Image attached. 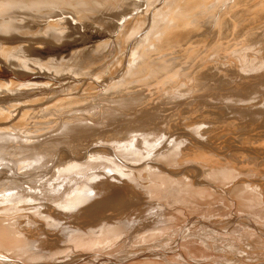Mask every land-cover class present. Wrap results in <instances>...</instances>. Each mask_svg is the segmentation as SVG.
<instances>
[{"label":"bare ground","instance_id":"obj_1","mask_svg":"<svg viewBox=\"0 0 264 264\" xmlns=\"http://www.w3.org/2000/svg\"><path fill=\"white\" fill-rule=\"evenodd\" d=\"M96 1L93 2L100 3ZM117 1L114 3L115 10L119 6L116 4L123 5L127 0H119L120 3ZM159 1L165 2L164 6H159L158 1L154 0L159 6L157 11L154 9L155 3L151 2L153 14L148 12V7L144 12L149 21V13L152 16L149 28L146 26V35L142 32V27L139 29L143 33L144 41H139L141 45L136 42L134 46H138L134 49L129 46L130 50L133 49L132 53H129L130 63L125 59L126 56L124 58L127 65L129 63L132 67H142L149 72L151 78L144 80L145 86L141 84V88L121 94L118 96L120 99L115 102L103 98L102 94L106 93L104 91L109 85L112 87L115 78L124 73L125 70L121 72L120 65L121 71L115 70L117 75L113 76V72L108 78L103 77L102 83L92 87L93 90L86 98L82 92L75 91L77 94H71L69 91L71 95H67L69 92H64L63 95L62 92L60 95L63 97L59 95L60 100L48 98L40 104L33 103L30 106L27 103L26 106L29 107L24 108L26 99L18 96L22 101L24 99L25 104L22 105L21 100L15 104L14 100L10 101L9 94L7 98L10 102L15 106H23L14 109L11 108L12 103L5 101L7 92L6 99L0 97V264H264V177L261 176V170L264 171V65H261L259 60L253 61L260 64L258 66L256 63L257 68L254 67L256 64L251 65V60H254L251 59V54L247 60L251 59L249 65L255 69H247L244 66L245 69L242 70L235 58L237 56L233 53L217 55L214 64L211 63L213 60L209 58V54H204L199 62L197 56H192L194 49L191 47L193 43H199L203 48H208L223 39L228 43H237V48L244 44L245 47L250 44L256 47L257 44L259 50L254 48V51H264V0ZM129 2L131 3V0ZM66 3V0H0V31L13 34V31L20 27V22H32L35 15L39 17V9L50 4H63L66 6L60 7L65 9L68 7ZM148 3L147 6L150 5ZM111 4L113 5V2ZM135 4L130 5L134 10ZM112 5L107 8L111 10ZM122 5L121 9L124 6ZM84 6L81 9L87 8ZM102 6L104 7V4ZM130 6L128 10H131ZM92 8L89 7L91 10ZM59 9L62 11V8ZM121 9L119 11L124 14ZM86 12L90 14L89 10ZM102 12H98V15H102ZM59 13L57 14L64 12ZM88 13L85 14L88 16ZM93 13L91 12L94 18ZM76 14L75 18L79 16V19H83V16ZM46 16L49 17L47 14ZM62 19L58 21L61 22ZM127 19L124 21L127 22ZM54 24L52 22L53 28H57ZM65 25L67 26V23ZM47 26L45 25L46 30ZM60 30L63 33L61 28ZM17 32L20 33L19 29ZM40 32L44 34L46 31ZM56 34L59 32L54 33V36ZM139 34L135 33L134 37ZM140 35L136 37L140 38ZM101 44L99 42L101 49L103 45L106 47V44ZM129 45L132 46V43ZM0 46L3 48V45ZM248 46L245 48L247 50L243 47L244 51H248ZM95 47L92 48L95 50ZM84 48L82 46L81 49ZM111 48H114V45ZM94 50L82 55L85 57H80L78 62L74 59L75 63H78L75 65L77 69H81L74 77L82 76L83 79L86 72L93 67L91 73L97 64L99 68L100 64L105 65L108 61L106 66H101V71L109 64L113 66V62L117 61V50L113 51L115 58L109 55V60L116 59L113 62L107 59L108 55L104 56L102 61L103 56L100 54H106L108 48L106 52L104 49L99 51L101 53H95ZM73 52L75 54V51ZM255 52L254 55H257ZM262 53L257 56L264 62ZM3 54L6 58L7 53ZM241 56L243 55L239 58H242ZM120 57L118 59L123 61ZM69 59L67 64L70 66ZM121 61L119 63L122 64ZM90 62L97 64L89 68V71L82 70L88 69L85 66ZM64 63L60 62V66H65ZM243 65H246V62ZM225 66L233 67L234 70H227ZM212 67H216V70L212 71ZM71 69L75 72L76 68ZM168 71L178 74V79L184 81L185 85L177 84L175 88L174 85L164 86L166 82L162 83L164 79L161 73ZM199 77L204 80L205 86L202 89L193 87ZM218 79L228 80L231 86L222 85L224 82L221 84L220 80L217 82ZM3 80L5 79L2 78L4 83ZM15 82L11 84H16ZM161 83V93L155 92ZM23 84L20 88L25 90ZM3 85H0L1 90H5ZM24 85H27L28 91L32 89L29 85L34 88L31 83ZM54 85L57 84L54 82ZM187 85L191 87L187 88ZM105 86L108 87L104 88ZM10 90L12 92V89ZM14 90H17L16 87ZM15 96L17 95L13 97ZM182 103H191L196 108L202 106L207 113L212 114L209 118H192L186 122L188 125L180 130L167 128L160 131L159 128L169 123L167 119L173 114L171 109ZM60 109L64 110L61 115L58 113ZM51 121L56 122L51 125ZM37 122L49 124L36 128ZM136 159H150L151 162L148 160L150 164L146 162L142 165L143 163L138 161L137 165L140 163L143 167L140 168L139 165L140 169L137 170V167L134 168L137 162H133ZM130 161L135 164L132 166L134 169L126 166L131 164ZM69 166L78 167L80 170L74 171L75 169L72 170ZM70 169L74 171L72 173H77V176H71L74 175L72 173L66 176ZM252 169L259 171L257 173L256 170L255 173ZM42 170L59 171L65 178L50 188L47 177L38 179V173ZM90 170H101L106 177L99 176L102 178L99 181L94 176L100 172L89 174ZM85 172L88 173L87 176H83L82 173L85 175ZM78 173L82 175L78 176ZM135 177L138 179L136 184L133 182ZM94 179L98 181L95 183ZM39 199L46 200L47 203L43 202L42 207L44 204L47 207L40 218L37 219V216L33 218L37 221L32 222L33 219L26 218L29 214L23 213L26 212L24 206L19 208V205L26 203L32 208L31 205L38 204ZM154 200L159 202L158 205L157 202L153 205ZM148 201H153L152 206ZM230 202L238 206L239 212L237 207H234L238 212L234 216L227 215V210H230L228 208H231ZM223 204H228L229 207H224ZM154 206L158 211L150 212ZM215 210H218L217 214L212 213ZM236 210L233 212L236 213ZM31 214L28 217L31 218ZM154 214V217L151 216ZM19 215H27L25 218L28 220H22ZM161 219L170 220L173 224L168 221L169 224L160 223ZM37 223L55 235L54 242H47L44 237L34 235L31 229ZM131 243L132 246L129 245ZM65 245L71 246L72 251L69 252L68 249L69 253H66L68 247L65 248ZM103 248L107 250L104 255L110 253L108 257L100 253L104 251Z\"/></svg>","mask_w":264,"mask_h":264},{"label":"rangeland","instance_id":"obj_2","mask_svg":"<svg viewBox=\"0 0 264 264\" xmlns=\"http://www.w3.org/2000/svg\"><path fill=\"white\" fill-rule=\"evenodd\" d=\"M69 1H71V0H66V4H67V6L68 7H66L65 9L63 8V7H60V6H66V5H61V4H50V5H47V7H44V8H41L42 10L44 9V11H42L41 9H39L40 10V13H37V14H39V17H38V15L36 16H34V18L31 20L32 22H30V21H28L30 24H28V22H24L23 24H22V22H20L18 25H20V27H17L18 29H19V34H18V29L17 30H14L13 31V34H12V32H5L6 33V35H5V33L4 32H2V31H0L1 33H0V36H1V40H0V44L1 45H3L2 47L3 48H1V46H0V48H1V50L2 49H4L3 50V53H7V56H6V58H5V56H3L4 54L3 53H1L2 51L0 50V55H2L1 57L3 58V59H1V57H0V63L2 64H0V72H4V73H6L8 76H5L6 74H4V73H1L0 74V81H1V84L0 85H3V89H5V90H1V88H2V86H0V94H2V95H0V97H2V98H5V93H6V98L7 97H9V94H10V101H13L15 104L17 103L18 104V102L20 103L21 101H22V99L21 98H24V99H26L27 101L25 102V103H23L24 102V99H23V101H22V105L23 104H25V105H23V106H25L24 108H26V107H29V106H26L27 105V103L31 106V105H33V103L35 104H40L41 102H43V101H45L46 99H53V100H60L61 99V97H63V95L66 93V92H71V94H73L72 92H82V94H84L85 95V98L88 96V95H90V92H91V90H93V88L92 87H94V86H98L99 85V83H102L101 81H102V79H103V77H107L108 75H111L113 72V76H115V75H117V73L116 72H119V70H120V65L122 66V68H121V72H123V70H125L124 71V73L122 74V76L121 77H116L115 78V80L113 81V83L111 84L112 85V87H110V85H109V87L108 86H105L104 88H107L104 92H106L105 94H102L103 95V98H106V99H109V102H115L116 100H118V99H120L118 96H120L121 94H123V93H127V92H129V91H131V90H137V89H139V88H141V84H143V86H145V82H144V80L148 77V78H151L149 75V72L148 71H146V70H144V68H142V67H140V68H137V67H132V66H129V63H130V58H131V54H129L130 52L132 53V51L131 50H133L134 49V47H136V46H138V45H141V43L144 41H142V38H143V33L145 34L146 32H145V30H148V28H149V24H150V21H151V19H152V16L150 15V13H149V16H150V21H149V17L146 15V13H144V12H146L147 11V7H148V12H151V14H153V11H154V9H156L155 11H157V7H159L160 6V4H162V6H164V4H165V2L163 3L162 1H159V0H157L158 2V4H159V6H158V4L156 3V2H153L154 0H139V2H138V0H131V3L129 4L128 3V1H130V0H127L126 2L128 3H126L125 2V4H127L128 5V7H126V5L124 4V2H123V0H120L121 2H123V5L120 3V1L118 0L117 1V3H120V4H116L118 7H120V8H118L117 6V9L115 10V4L114 3H116L115 2V0L114 1H112L113 2V5L111 4L112 2L110 1V0H108L109 2H107V0H105L106 2V6H105V3H104V1H101V0H97L96 2H98V1H100V3L99 4H104V7L102 6V4L101 5H99L98 3H94L93 1H95V0H88L87 2V5H85V3H86V0L84 1V0H79L80 2H78L77 3V1H75L76 3H77V6H76V3L74 2V0L72 1V2H69ZM83 1H84V5L82 4L83 3ZM89 1H91V2H89ZM132 1H134V2H132ZM156 1V0H155ZM203 1H206V0H203ZM138 2V3H137ZM149 2V3H148ZM151 2H153V4H154V6H156V7H154V9L153 8H151V7H153V4H150ZM68 3H70V4H68ZM75 3V4H74ZM92 3V4H91ZM108 3H109V5H108ZM132 3H133V6H134V4L135 3H137V5L139 6V9H137L138 8V6H136V4H135V10H134V8L133 7H131L132 6ZM148 3V5L150 4V5H152V6H147L146 4ZM65 4V3H64ZM79 4H81V5H83L84 6V8L87 6V8H85V9H81V8H83V6L80 8L79 6H81V5H79ZM97 4H98V6H97ZM112 5V7H111V10L114 8V10H110V8H107V7H110L111 5ZM142 4H144V5H142ZM55 6V8H54V6ZM74 5V6H73ZM92 5H95V6H92ZM121 5L123 6V8L121 9ZM131 5V6H130ZM59 6V8H62V11L59 9V8H56V7H58ZM72 6V7H71ZM101 6V7H100ZM129 6H130V9L131 10H128L129 9ZM74 7V8H73ZM76 7H79V8H77V10L79 9H81L82 10V13L83 12H85V13H88V12H86V11H88L89 10V12H90V10L91 9H89V7H94V8H92V10H91V12L94 14V18H93V16H92V14H91V12H90V14H91V17L89 16L90 14L88 13V16L85 14V13H81V10L80 11H77V10H75L76 9ZM100 7V8H99ZM124 7H126V9L128 10V11H126L125 12V8ZM47 8V9H46ZM49 8V9H48ZM51 8H53V9H51ZM71 8V9H70ZM73 8V9H72ZM98 8V9H97ZM141 8V9H140ZM144 8V9H143ZM58 10V11H55V10ZM65 11H64V10ZM98 11V12H102V9H104L103 10V14L101 15V13L98 15V12L96 11V10ZM107 9V11L105 12V10ZM108 9L110 10V11H108ZM119 9H121V11L123 10V12H124V14L122 13V12H120L119 11ZM136 9H137V12H135L136 11ZM38 10V11H39ZM46 10H48V11H50V12H48V11H46ZM52 10V11H51ZM60 10V11H59ZM68 10V11H67ZM73 10V11H72ZM84 10H86V11H84ZM95 10V11H94ZM119 11V12H115V11ZM144 10V11H143ZM146 10V11H145ZM71 11V12H70ZM134 11V12H133ZM142 11V12H141ZM45 13V15H44V13ZM49 14H48V13ZM54 12H56V14L54 13ZM62 13V12H64V13H62V14H60V13ZM65 12H68V13H65ZM96 12V13H95ZM108 12V13H107ZM109 12H110V14H109ZM129 12H131V13H129ZM50 13H53V14H51V15H53V16H51L50 15ZM57 13H59L60 15H58ZM76 13H78L79 15H81V16H83V19H86V20H83L82 19V17H80V19L82 20H80L79 19V16L77 17V18H75L76 16H77V14ZM113 13V14H112ZM115 13V14H114ZM117 13H119V14H121V15H117ZM136 15H135V14ZM142 13H144V15H146V16H144ZM42 14V15H41ZM46 14L47 15H49V17H47L46 16ZM42 17H41V16ZM46 16V17H44V16ZM57 15H58V19H57ZM62 15L64 16V17H62ZM66 15V16H65ZM73 15V17H71ZM85 15V16H84ZM98 15V16H97ZM108 15V16H107ZM56 16V17H55ZM70 16V17H69ZM101 16V18H99ZM112 16V17H111ZM120 16H121V19H120ZM39 19H38V18ZM51 17V18H50ZM55 17V18H54ZM59 17H61V18H59ZM88 19H87V18ZM129 17H131L130 19H129ZM144 17H145V20H143L144 19ZM36 18V19H35ZM43 20H42V19ZM45 18L47 19L46 21H45ZM51 20H50V19ZM62 18H64V20L62 19ZM70 18V19H69ZM71 18H72V20H71ZM99 18V19H98ZM130 20L129 22H128V19ZM147 18V19H146ZM53 19H54V21H53ZM60 19H62L61 20V22L60 21H58V20H60ZM67 19V20H66ZM68 19L70 20V21H68ZM77 19V20H76ZM90 19V20H89ZM125 19H127V22H125L124 20ZM35 20V21H34ZM43 22H42V21ZM55 20H57V21H55ZM114 20V21H113ZM119 20V22H117ZM38 21V22H37ZM41 21V22H40ZM45 21V22H44ZM50 22L51 23V25H52V22H53V24H54V22L56 23V24H54V27H57V28H53V25L51 26V25H49V24H46V23H48V22ZM75 21V22H74ZM80 21H81V23H80ZM91 21V22H90ZM97 21V22H96ZM98 21H99V23H98ZM73 22V23H72ZM79 22V23H78ZM146 22V23H145ZM26 23H27V25H26ZM67 23V26H68V28H67V26L65 25ZM121 23V24H120ZM125 23V24H124ZM145 23V24H144ZM64 25V27H63V25ZM122 24H124V25H122ZM17 25V26H18ZM45 25L48 27V30H46V27H45ZM55 25H57V26H55ZM60 25H61V27H60ZM110 25V26H109ZM119 25V26H118ZM143 25H145V27L143 26ZM22 26V27H21ZM24 26V27H23ZM27 26V27H26ZM37 26V27H36ZM53 28H51V27ZM146 26H148V28H146ZM33 27V28H32ZM39 27H40V29H39ZM42 27V28H41ZM50 27V28H49ZM117 27V28H116ZM139 27V28H138ZM143 29H142V28ZM194 27H195V25H194ZM20 28H21V30H20ZM60 28L63 30V33H61V30H60ZM63 28H67L66 30L65 29H63ZM142 29V32L140 31L141 29ZM146 28V29H145ZM26 29V30H25ZM28 29V30H27ZM54 29H56L55 31H54ZM136 29H138L137 31H139L138 33L136 32ZM140 29V30H139ZM24 30V31H23ZM33 30V31H32ZM39 30V31H38ZM44 30V31H43ZM57 30H59V31H57ZM23 31V32H22ZM29 31V32H28ZM40 31H42V33H44L45 31L46 32H48V33H44V34H41V32ZM50 31V32H49ZM51 31H52V33H53V31H54V33H58L59 32V34H56L55 36H54V33H53V35H52V33H51ZM65 31V32H64ZM68 31V32H67ZM21 32L24 34H21ZM39 32V33H38ZM136 34H139V33H141V37L140 38H137V37H139V35H135V37H136V39H134L135 37H134V34L135 33ZM7 33H9L8 35L9 36H7ZM18 35H17V34ZM27 33H29L28 34V36H27ZM5 36H4V35ZM14 34H16V36L14 35ZM37 34H38V36H37ZM47 34V35H46ZM64 34V35H63ZM104 34V35H103ZM111 34V35H110ZM13 35V36H12ZM42 35V36H41ZM59 35H61V36H59ZM146 35V34H145ZM110 36V37H109ZM134 38H133V37ZM5 39H4V38ZM9 37V38H8ZM15 37V38H14ZM55 37H56V39H55ZM60 37V38H59ZM94 37H96V38H94ZM133 39H132V38ZM145 37V36H144ZM2 39H3V41H2ZM106 39V41H104L103 42V40H105ZM107 39H108V41L109 42H107ZM139 39V40H138ZM145 39V38H144ZM101 40V41H100ZM112 40V41H111ZM129 40H131V41H129ZM135 40V41H134ZM141 40V41H140ZM61 41V42H60ZM88 41H89V43H88ZM100 42V45H102L101 43H103V44H106L105 46L106 47H104V45H103V49H104V51L106 50L107 51V48H108V51L106 52V54H104V52L102 53V54H100L101 56H103V60L102 61H104V56L105 57H107L106 55H108V57H107V59L108 58H110L111 59V57L112 58H115L114 57V55L116 56V59H117V61L116 62H113L114 60H116V59H112V60H109V61H112L113 62V66H111L110 64L109 65H107V67H105V68H103L104 66H106V64H107V62H106V64L103 62V64H105V65H99L100 67L98 68V64L96 63V62H90L87 66H85V67H87L88 69H86V68H82L81 66H78V67H81L82 68V70L84 69V71L86 70H88L89 71V68H91L93 65L95 66L96 64V66H95V73H94V70L90 73V71L93 69V67L91 68V70L87 73L86 72V74L83 72H81L84 76H83V79L81 78L82 76H76V77H74L75 75H78L79 74V72H77V71H81V69H77V67L75 66L76 64H78V63H75V60H77L76 62H78V60H80V57H85V56H82V55H86L87 54V52H89V51H91V52H93V48L96 46V44H97V42ZM141 43H140V42ZM4 44H3V43ZM99 42H98V44H97V46L95 47V50H94V52L96 53L97 51V53H101L102 51H103V49H101V46L99 45ZM128 42H130L129 44H131L132 43V46L131 45H127V43ZM134 42V43H133ZM136 42H139V43H136ZM84 43V44H83ZM138 44V45H135L134 46V44ZM107 44H108V46H107ZM250 44V43H249ZM253 44V43H252ZM256 44V43H255ZM6 45V46H5ZM77 45V46H76ZM91 45V46H90ZM93 45H95V46H93ZM113 46L114 45V48H111V46ZM127 45V46H126ZM245 45V44H244ZM244 45H242V47L240 46V48L238 47L237 48V46H238V44L236 43V44H234V43H228V42H226V41H224L223 39H220L216 44H214L213 46H210V47H208V48H203V46L201 45V44H199V43H193V46L191 45V47H192V49H194V51H193V53H192V56L194 57V56H197L198 57V61L199 62H201L202 61V56H204V54H209V58L211 59V60H213L211 63H213L214 62V60L216 59L215 57L218 55V56H222L223 54H226V53H233V55L234 56H237V57H235L236 58V60H237V62H239V67H241V69L242 70H244L245 69V67L247 68V69H255V68H257V64H258V66L261 64V65H264L263 63L264 62H261L262 61V59H261V57L259 58L257 55H259L260 56V52L262 53V52H264V51H262L261 50V48H260V52L258 51L259 49H258V47L259 46H257V44H256V47H254V44H253V47H252V45L250 46H248V45H246V47L244 46ZM82 46H83V48L86 46H88L85 50L86 51H84V49H81L82 48ZM98 46H100V47H98ZM115 46H116V48L117 49H115ZM131 48H133V49H131L130 50V47ZM247 46L249 47L248 48V51L250 52H248V51H244V49L245 48H247ZM15 47V48H14ZM69 47V48H68ZM93 47V48H92ZM110 47V48H109ZM125 47H128V49L127 48H125ZM243 47H244V49H243ZM8 48V49H7ZM80 50L79 52H77L78 50ZM90 48V49H89ZM92 48V49H91ZM101 50H100V49ZM106 48V49H105ZM258 49L257 51L259 52V53H257V51L255 52L254 50L255 49ZM109 49H111V50H109ZM241 49V51H239ZM251 49H253V50H251ZM9 50V51H8ZM17 50V51H16ZM115 50H117V51H115ZM121 52V53H119V51ZM125 50V51H124ZM130 50V51H129ZM245 50H247V49H245ZM263 50H264V48H263ZM6 51V52H5ZM8 51V52H7ZM69 51H71V52H69ZM73 51H75V54H74V52ZM85 53H84V52ZM99 51H101V52H99ZM110 51H111V53H112V55H111V53H110ZM113 51H115V54H114V52ZM123 51V52H122ZM129 51V52H128ZM244 51V52H243ZM255 52V54H257V55H254V52ZM13 52V53H12ZM18 52V53H17ZM83 52V53H82ZM124 52H126V53H124ZM154 52H157V51H154ZM245 54H243V53ZM246 52V53H245ZM252 52V53H251ZM12 53V54H11ZM79 53V54H78ZM108 53V54H107ZM118 53V54H117ZM128 53V54H127ZM237 53V54H236ZM240 53V54H239ZM68 54V55H67ZM72 54V55H71ZM78 54V55H77ZM120 54H121V57H120ZM124 56H123V55ZM155 53H152V55H154ZM236 54V55H235ZM251 54L254 56H252L251 57ZM262 54H264V53H262ZM73 58H71L70 56ZM75 55V56H74ZM79 55H81V56H79ZM111 57H110V56ZM117 55H118V57H117ZM130 55V57H128ZM240 55H243V56H241L242 58H243V60H247V58H250L251 57V59H254V60H251V59H248L247 61H243L242 60V58H239L240 57ZM248 55H250V57L248 56ZM66 56V57H65ZM125 56H126V58H125ZM245 56H246V58H245ZM255 56H257L258 57V59H257V57H255ZM10 57V58H9ZM60 57H61V59H60ZM75 57H77V58H79V59H77V58H75ZM122 58V60L123 61H121V59L119 60L118 58ZM4 58H5V60H4ZM9 58V59H8ZM68 58H70L69 60H70V66L67 64V62L69 63V61H68ZM127 61H129V63H128V65L126 64L127 62H126V60ZM128 58V59H127ZM212 58H214V59H212ZM238 58H239V60H238ZM262 58H263V61H264V57H263V55H262ZM12 59V60H11ZM60 59V60H59ZM75 59V60H74ZM240 59L244 62H242V61H240ZM260 59H261V61H260ZM16 60V61H15ZM57 60V61H56ZM72 60H73V62H72ZM252 61V63H251V61ZM255 60H259V63H258V61H256V63L255 62H253V61H255ZM4 61V62H3ZM14 61V62H13ZM59 61V62H58ZM63 61V62H62ZM64 61H66L65 63H64ZM119 61H121V62H123L122 64L121 63H119ZM217 61H219V60H217ZM249 61V62H248ZM18 62H19V64H18ZM57 62V63H56ZM60 62L63 64L64 63V65L66 66V64H67V66H66V68H65V66H60L61 64H60ZM72 62V63H71ZM118 62V63H117ZM241 62V63H240ZM245 62H246V65L247 66H250L249 64L251 63V65L253 64V66L255 67V68H253V66L251 67L250 66V68L249 67H247L246 65H243V64H245ZM74 63V66H72V64ZM215 63V62H214ZM213 63V64H214ZM243 63V64H242ZM4 64V65H3ZM21 64V65H20ZM123 64H125L126 65V67H125V65L123 66ZM119 65V66H118ZM216 65V64H215ZM241 65V66H240ZM90 66V67H89ZM101 66H103L102 68V70L100 71V69H101ZM245 66V67H244ZM4 67V68H3ZM7 67V68H6ZM23 67V68H22ZM69 67H71V68H73L74 67V69H75V72H74V70L72 71V69L70 70V69H68ZM113 67V68H112ZM244 67V68H243ZM21 68V69H20ZM96 68H98V69H96ZM216 67H212L211 68V70L213 71V69L214 70H216L215 69ZM225 68L227 69V70H230V71H233L234 70V68L233 67H228V66H225ZM117 69H119L118 71H117ZM26 70V71H25ZM97 70H99V71H97ZM115 70H116V72H115ZM14 71V72H13ZM72 73H71V72ZM217 71H219V69L217 70ZM216 71V72H217ZM77 72V73H76ZM96 72H97V74H96ZM120 72V73H121ZM215 72V71H214ZM220 72V71H219ZM12 73H14V74H12ZM74 73H76V74H74ZM90 73V74H89ZM221 73V72H220ZM17 74V75H16ZM87 74H89L88 76H87ZM1 75H2V77H1ZM81 75V74H80ZM3 76H5V77H3ZM12 76V77H11ZM15 77V79L17 80L16 82L15 81H13V79H14V77ZM18 76V77H17ZM161 76H163V79L164 80H162V83L164 82H166V84H164V86H166V87H170V86H172V85H174L173 87L175 88L176 86H177V84H179V85H185L184 84V81H180L179 79H178V74H176L174 71H168V72H164V73H161ZM84 77H85V79H84ZM109 77V76H108ZM107 77V78H108ZM2 78H4L5 80L7 79V81H5V80H3L4 81V83L2 82ZM8 78H10V79H8ZM11 78H13L12 80H11ZM80 78L82 81L80 82V79L78 80V79ZM14 79V80H15ZM18 79H20L19 81L21 82H19L18 81ZM76 79V80H75ZM11 82H10V81ZM57 80V81H56ZM72 80V81H71ZM84 80V81H83ZM150 80V79H149ZM220 79H218L217 80V82H220L221 84H222V82H224V84H222V85H225V86H231V84H229L230 82H228V80H225L224 81V79H222V80H220ZM76 81V82H75ZM78 81V82H77ZM137 81H140V83H136ZM6 82H8L7 84H10L9 86H10V88L8 89V85L6 84ZM12 82H15L16 84H14L15 85V87H16V89L18 90H14L15 89V87H13V84H11ZM20 84H19V83ZM41 82H43V83H41ZM54 82H55V84H57V85H54ZM57 82V83H56ZM3 83V84H2ZM22 83H24V84H34L33 86H34V88L33 87H31L30 85L28 86V87H30V88H32L33 89V91H30V90H32V89H29V91H30V94L28 95V93H29V91L28 90H26V88H27V85H24L23 84V86H25V87H23V88H25V90L24 89H22V88H20V85L22 84ZM162 83L156 88V90L157 91H155V92H157V93H161V89H160V86H162ZM226 83H228L227 85H226ZM232 84L234 83V82H231ZM5 84H6V88H5ZM19 84V85H18ZM42 84V85H41ZM19 86V88H18V86ZM234 85H235V83H234ZM42 86V87H41ZM142 86V87H143ZM204 86H205V84H204V80L201 78V77H199L196 81H195V83H194V85H193V87L194 88H204ZM12 87V88H11ZM21 87H22V85H21ZM41 87V88H40ZM191 87V85H187V88H190ZM9 90V92H8V90ZM10 89H12V92H11V90ZM19 89H20V91H19ZM163 89V88H162ZM7 90V91H6ZM14 90V91H13ZM21 90H23L22 91V93H21ZM19 92V93H18ZM32 92V93H31ZM62 92H63V95H60V94H62ZM65 92V93H64ZM70 92L69 93H67V95H71L70 94ZM75 92V93H76ZM18 93V94H17ZM74 93V94H75ZM12 94V95H11ZM24 94V95H23ZM77 94V93H76ZM14 95H17V96H15V97H13ZM26 95V96H25ZM61 97H60V96ZM21 97L20 99H19V97ZM52 96V97H51ZM13 97V98H12ZM26 97V98H25ZM28 97V98H27ZM51 97V98H50ZM133 97V96H132ZM5 98V99H6ZM15 98H17V99H15ZM21 100V101H20ZM123 100V99H122ZM1 101V100H0ZM7 103L8 102H10L9 101V99L7 98L6 100H5ZM15 101H17V102H15ZM69 101H71V99H69ZM94 101V100H93ZM13 102H10V103H12V104H10L12 107L11 108H13L14 107V109H17V108H21V107H23L22 105H20V106H15L14 105V103ZM32 102V103H31ZM2 102H0V104H1ZM127 105H129L128 103H126ZM17 107V108H16ZM136 110H138V109H136ZM172 110V112H173V114H171L169 117H168V124L167 125H165L164 127H162V128H159L160 129V131H163V130H165V129H167V128H170L171 130H180V129H182L184 126H187L188 125V123H186V122H188L190 119H197V118H200V117H203V118H209L210 116H211V112L210 113H207L206 112V110L205 109H203V107L201 106L200 108H196V107H194L191 103H182V104H180V105H178L177 106V108H173V109H171ZM65 111H67V110H65ZM62 112H64V110H62L61 111V109L59 110V115H61V113ZM55 122L56 121H51V125H53V124H55ZM53 123V124H52ZM49 123H47V122H42V123H40V122H37L36 123V128H39V127H45V126H47ZM163 129V130H162ZM53 130V129H52ZM127 130V128L125 129V131ZM53 131H56V130H53ZM97 141V140H96ZM103 140H101V142H102ZM105 141V140H104ZM107 141V140H106ZM97 144H98V142H97ZM57 155V154H56ZM77 155V154H76ZM150 159H147V161L145 160V161H143V159H141V160H133V162H137V163H135L136 164V166H134L135 164H132L133 162L132 161H130V165H129V163L128 164H126V166L128 167V166H131V167H129V168H131V169H136V167H137V170L138 169H140L141 167H143L142 165H144L146 162L147 163H149L150 164ZM128 161V160H127ZM138 161L142 164V165H140V163H139V165H137L138 164ZM129 162V161H128ZM132 166H134V168H132ZM140 168H139V167ZM72 170H74V171H79L80 170V168L78 169V167H72V166H69ZM69 167H67V169L69 168ZM70 169V170H71ZM70 171V173H68V175H66V176H70L69 174H71L72 172H74V171ZM95 170V169H94ZM92 171V170H90L91 171V173L90 172H88L89 174H94V173H96V174H98L100 171L99 170H96V171ZM257 169H252V171H256ZM263 170H264V168H263ZM47 172V170H42V172H39L38 173V179L40 180L41 179V177L43 176V177H47V179H48V181H49V184H50V188H53L55 185H57V184H55V183H58L62 178H65V175H62L59 171H56V172H53L52 170L51 171H49L48 170V172H50V173H46ZM67 171V170H66ZM69 171V170H68ZM258 171L259 170H257L256 172L258 173ZM255 172V173H256ZM45 173V174H44ZM56 173V174H55ZM88 173H86L85 172V175H84V173H82L83 174V176H87L88 175ZM263 175H262V174ZM261 173L259 172V174H261V176L262 177H264V171H262L261 170ZM44 174V175H43ZM47 174H50V175H47ZM72 174H74V173H72ZM77 173H75L74 175H71V176H75ZM82 174H80V173H78V176H81ZM87 174V175H86ZM102 174V172H100L99 173V175H95L94 177H96V178H98V180L99 181H101V177L103 176V178H105L106 176L105 175H101ZM112 174V173H111ZM113 174H115V173H113ZM112 174V175H113ZM58 176V177H57ZM77 176V175H76ZM99 176H101V177H99ZM94 177H92V178H94ZM53 180V181H52ZM55 180V181H54ZM96 179H94V181H95ZM98 180H96L95 181V183L98 181ZM133 180H135V181H133L135 184L136 183H138L137 181H138V179L135 177V178H133ZM93 181V182H94ZM48 183V182H47ZM53 186V187H52ZM38 200V199H37ZM40 200V204L38 203V204H36L37 206L38 205H41V206H38V208L36 209L35 208V206L34 205H31V206H33L32 208H34L35 209V211L30 207V206H28L26 203V207H25V204L23 205V204H20L19 205V208H21V206L24 208V211H26V212H23V213H25V214H31L32 213V211H34L36 214H38V215H36L35 213L32 215L31 214V218L30 217H28L27 215H23L22 217H24V218H22L21 217V215H19V217H21V219L22 220H30V219H33V218H36L37 216H39V217H37V219L38 218H40V216L44 213L43 211L45 210V207H47V205L46 204H44V206L42 207V205H43V202L44 203H47L46 202V200L44 201V200H41V199H39ZM42 202V203H41ZM149 202H151L150 204H151V206H152V202L153 201H148L147 203L149 204ZM156 202H157V205H158V201H155L154 200V202H153V205H155L156 204ZM229 202V201H228ZM155 203V204H154ZM231 203V202H230ZM219 204V203H218ZM232 204V203H231ZM231 204H229L230 205V207L231 208H228L229 207V205L228 204H226L227 205V208L228 209H230L229 210V212H228V210H227V215H229V216H234V215H236L238 212H239V210H238V206H236L237 204L236 203H233L232 204V206H231ZM235 204V205H234ZM156 205V206H157ZM224 205V207H226V205L225 204H223ZM30 207V209H28ZM155 207V206H154ZM153 207V208H154ZM233 207V208H232ZM234 207H237L236 209L238 210V212H237V210L236 209H234ZM26 208V209H25ZM153 208H151L150 209V212L151 211H153V210H157V208L155 209H153ZM227 208H225V209H227ZM28 210V211H27ZM36 210H37V212H36ZM40 210V211H39ZM233 210H236V213H235V211L233 212ZM158 211V210H157ZM202 211V210H201ZM206 211V210H205ZM205 211H202V212H205ZM208 211V210H207ZM206 211V212H207ZM218 210H215V212H213L212 211V213L214 214V213H216ZM30 212V213H29ZM43 212V213H42ZM226 212V211H225ZM230 212H232L231 213V215L229 214ZM41 213V214H40ZM65 213V212H64ZM220 213V212H219ZM234 213V214H233ZM217 214V213H216ZM225 215V214H224ZM27 216V217H26ZM151 216H155V214L154 215H151ZM28 218V219H26V218ZM161 218V217H160ZM163 218V217H162ZM20 219V220H21ZM37 219H33L32 220V222L35 220V221H37ZM169 223H172L173 224V222H170V220H166V221H164V220H162L161 219V222L160 223H163V222H165L166 224H169ZM172 221V220H171ZM40 223H37V224H35V225H33L32 226V232L34 233V235H39V237H44L46 240H47V242H54V238H56L55 237V235H53V234H51V232H49V231H47L45 228H43V226H40L39 225ZM130 246H132V243L131 244H129ZM134 245V244H133ZM137 245V244H136ZM135 246V245H134ZM66 247H68V245L66 246L65 245V248ZM106 249H107V246L105 247ZM70 250L69 252H71L72 250V248H71V246H69L68 248H66V253H69L67 250ZM104 249V248H103ZM106 249H104V251L102 250L100 253H103L102 254V256H106V257H108L109 255H110V253H108L107 255H104L105 253H107V252H105V251H107Z\"/></svg>","mask_w":264,"mask_h":264}]
</instances>
